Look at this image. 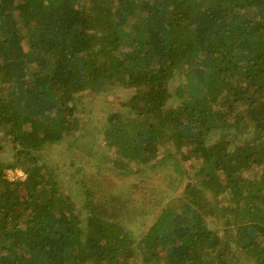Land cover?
<instances>
[{
	"label": "trees",
	"instance_id": "trees-1",
	"mask_svg": "<svg viewBox=\"0 0 264 264\" xmlns=\"http://www.w3.org/2000/svg\"><path fill=\"white\" fill-rule=\"evenodd\" d=\"M1 150L0 264H264V0H0Z\"/></svg>",
	"mask_w": 264,
	"mask_h": 264
},
{
	"label": "rangeland",
	"instance_id": "rangeland-1",
	"mask_svg": "<svg viewBox=\"0 0 264 264\" xmlns=\"http://www.w3.org/2000/svg\"><path fill=\"white\" fill-rule=\"evenodd\" d=\"M123 95V94H122ZM93 105H95V106H93ZM92 106H93V108H95V111H97L98 112V106H99V103L98 102H94V103H92ZM89 108H91V104L89 105ZM91 126L93 127V128H91ZM90 130H92V131H96V126H95V124L94 123H92L91 125H90V128H89ZM63 141V140H62ZM61 141V142H62ZM60 142V143H61ZM62 144H63V142H62ZM64 145H59V144H56V145H54L53 147H51V148H48L46 151H45V154H46V160L47 161H49V163L51 164L50 166H52V165H55L56 167H58L59 168V170H58V172H59V175H61V176H67V178L71 175V174H74L75 173V168H73V167H71L70 165H69V163H70V160L68 159V157L67 156H64L63 154H61V149H63L64 147H63ZM63 147V148H62ZM98 152H100V151H98ZM84 153V152H83ZM11 155H12V153L10 152V151H4V150H1V152H0V158H4V159H10L11 158ZM84 155H85V164H86V167L89 169V171L90 172H92V163H95V161H96V158L95 157H91L90 155H88V154H86V153H84ZM65 161H67L66 163H65ZM187 160H183V161H181L180 162V164L182 165V167H183V169H184V171L186 172V176H188L187 175V172H188V170H189V168H190V164H191V162H186ZM69 165V166H68ZM10 171H13V170H8L7 171V173H6V176L7 177H9V175H8V173L10 172ZM14 172V171H13ZM20 172H22V173H24L22 170H20V169H18V170H16V174L14 175H12V177H14V176H17ZM76 174V173H75ZM106 173H104V175H105ZM112 174V173H111ZM94 174L93 173H91L90 175H89V180H90V178L92 177V179H95V181L94 180H92L91 179V182L89 181V183L90 184H93V186H94V188H97V187H99V184H101L100 186H103L104 185V191H108L109 189H111V188H113L114 187V183H115V180L113 179V177L111 178V176H110V178H106L105 180H99V179H97V177H98V175L97 176H93ZM103 175V176H104ZM11 176V175H10ZM18 177H20V176H18ZM79 177H81V175H77L75 178L74 177H72V178H69V180L67 179V181H68V186L69 187H71V185H72V180H74V179H76V178H79ZM15 178H17V177H15ZM153 181H156V178H153ZM76 186H80L79 185V183H77L76 184ZM138 191V190H137ZM138 192H140V191H138ZM143 193V192H142ZM174 194V193H173ZM153 199V197L152 196H148L145 200H144V204H146L147 206V209H149V206H148V204L150 203V200H152ZM164 202V201H163ZM144 209H145V207H144ZM150 212L148 213V212H146V222H147V224H149V223H151V222H153L154 220H155V218H156V215L151 211V210H149ZM240 260H242L243 262H245V263H247V264H252V260H250L248 257H247V255L245 254V253H243V252H241L240 251Z\"/></svg>",
	"mask_w": 264,
	"mask_h": 264
},
{
	"label": "built area",
	"instance_id": "built-area-1",
	"mask_svg": "<svg viewBox=\"0 0 264 264\" xmlns=\"http://www.w3.org/2000/svg\"><path fill=\"white\" fill-rule=\"evenodd\" d=\"M15 172H16V171H14V172H13V171H10V172L8 173V175H9L8 178L11 179V180H13V179H15V177H18V176H20V177H22V178L25 177V174L22 173V172H20L17 176L12 177L13 174H14V175L16 174ZM10 175H11V176H10Z\"/></svg>",
	"mask_w": 264,
	"mask_h": 264
}]
</instances>
